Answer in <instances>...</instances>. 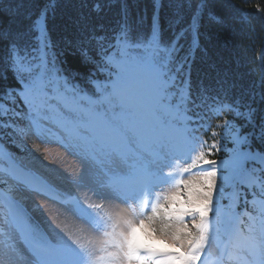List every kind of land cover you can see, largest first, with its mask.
<instances>
[{
  "label": "snow or ice",
  "instance_id": "1",
  "mask_svg": "<svg viewBox=\"0 0 264 264\" xmlns=\"http://www.w3.org/2000/svg\"><path fill=\"white\" fill-rule=\"evenodd\" d=\"M206 6L207 0H201L195 12L202 13ZM100 9L101 5L96 4L93 10L99 12ZM55 11L54 5L46 4L32 22L30 31L35 33L32 39L36 42L30 49L20 43L23 36L0 32V40L8 41L6 56L0 61V80L12 75L18 78L17 83L20 84L18 89L6 90L5 95L13 104L16 97L24 101L28 111L23 115L30 120V127L35 129L42 143L56 137L57 130L66 134L64 139L69 142L71 150L87 162L83 175L68 178L74 187L87 188L104 199L109 198V193L128 190L122 202L135 212L133 205L138 196L142 197L153 181L162 179L168 183L171 177L170 173L169 177L158 175V162L151 159L149 153L160 152L165 158L175 159L188 142L163 136L158 131L168 126L165 113L178 111L180 119L185 121V132L188 131L187 122L192 119L186 115L190 102L187 91L181 92L180 104L174 105L170 90L174 85L175 73L181 72L186 63V58L183 62L174 63L180 51L181 34L177 33L176 38L162 46L158 22L154 19L151 36L147 39L137 37L133 40L125 22L110 36L93 33L84 36L83 41L78 40L77 44L96 41L99 59L88 56L81 48L85 63L94 65V72L87 77V82L95 85L99 93L93 98L76 85L69 90L67 79L62 77L56 66L46 28L49 12ZM195 12L194 18L198 19ZM100 27L103 28V25ZM97 73L103 74L102 82L96 78ZM61 80L63 84L57 87ZM200 99L202 105H207L209 97L202 94ZM211 99L213 104L208 106L209 111L217 114L224 110L232 111L242 116L250 129L248 133L241 134L231 122H227V132L235 147L226 166H230L236 176L250 183L259 180L264 187V168L261 169V177L244 168L246 161L258 158L257 154L250 147L246 151L241 150V145H250L253 139L264 144V116L258 118L250 104L241 98L229 96L226 91L219 101L216 97ZM57 105H62L63 110H59ZM8 112L12 116L21 115L11 106ZM44 120L53 127L45 126L42 123ZM5 126L14 127L11 122ZM19 131L23 133L22 129ZM219 147L213 143L208 155ZM30 154L38 164L44 166L39 157ZM208 155L201 151L195 160L189 161L182 170L189 177H171L175 181L174 190L164 197L165 203L152 206L141 199V216L135 222L120 215L116 223H112L113 216H101L97 211L103 208V204L88 203L85 206L79 196H72L73 214L77 219L94 232H103L106 238L97 242L100 250L106 253L98 260L105 264H197L211 243L210 233H218L221 217L228 218L233 225L240 220L239 214L227 213L220 205L228 177L222 178L223 182L218 188L217 161L209 159ZM132 158L135 162L129 165L128 161ZM259 159L264 162V154ZM197 164L200 170L194 173L191 170ZM24 175L32 177L33 173L29 171ZM27 183L35 193L54 203L63 205L69 199L57 191L59 185L54 186L53 182L33 178ZM36 208L43 211L45 205L37 204ZM148 212L151 214L148 215ZM157 218L166 221V229H174L171 236L155 226ZM120 225L126 227L117 231ZM109 227L111 231H108ZM142 230L166 247L142 242L137 237ZM233 235L238 234L233 232ZM68 240H71V236H68ZM68 240L61 236L59 242H51L39 226L29 220L19 203L9 201L4 227L0 228V264H20L21 260L24 264H97L94 253L86 245L79 241L70 244ZM73 244L76 246L73 247ZM109 247L113 250L108 251ZM240 249L242 255L235 257L237 264H264V209H261L259 220L249 224L248 237ZM226 255L233 258L231 254Z\"/></svg>",
  "mask_w": 264,
  "mask_h": 264
},
{
  "label": "trees",
  "instance_id": "2",
  "mask_svg": "<svg viewBox=\"0 0 264 264\" xmlns=\"http://www.w3.org/2000/svg\"><path fill=\"white\" fill-rule=\"evenodd\" d=\"M200 2L201 0H0V32L23 36L20 43L30 49L36 42L32 39L35 33L30 31L32 22L46 4L54 5L56 11L49 12L46 28L56 66L62 77L67 79L70 89L72 85H76L90 96L97 94L96 86L87 82L89 74L94 72V65L85 63L81 48L88 56L99 59L96 41L77 44L78 40L83 41L84 36H91L93 33L110 36L125 22L133 40L137 37L147 39L151 36L154 19L158 22L162 46L180 33V51L176 54L174 63L183 62L185 58L186 63L181 72L175 73L174 85L170 89L173 93L172 102L179 105L181 92L187 91L190 98L187 114L192 117L190 122L191 136L195 137L196 143L194 147L204 149L223 141L226 146L223 155L210 157L219 164L230 161L229 152L234 147L227 132V122H231L241 134L248 133L250 129L247 121L232 111L224 110L218 114L209 111L208 106L213 104L211 98L216 97L219 101L226 91L229 96L241 98L250 104L256 110L258 118L264 116V0H207L203 12H195ZM96 4L101 5L99 12L93 10ZM194 12L198 19L194 18ZM7 47L8 41L0 40V61L6 56ZM96 78L102 82L104 76L97 73ZM17 79L9 75L0 80V192L6 190V186L1 183L2 179L10 178L15 184L20 183L27 189V181L35 178L24 175L29 170L21 165V168H11L5 159L7 154L12 156L17 152L13 142V128L5 125L9 122H26L28 119L23 115L28 111L24 101L16 97L13 104L5 95L6 90L20 87ZM62 84L63 80L57 86ZM202 94L209 97L207 105H202ZM9 106L21 115L12 116L8 112ZM241 111L244 109L241 108ZM249 147L258 158L246 161L244 168L249 173L254 172L256 177H261L264 162L259 157L264 154V144L253 139L250 145H241V150L246 151ZM225 194L223 207L231 206L233 197L236 196V213L239 216L244 215L247 209L251 211L245 213L247 217L254 215V200L264 203V187L259 180L250 183L238 178ZM247 205L249 206L246 207ZM219 225H222V229L219 228L218 240L225 230L223 216Z\"/></svg>",
  "mask_w": 264,
  "mask_h": 264
},
{
  "label": "rangeland",
  "instance_id": "3",
  "mask_svg": "<svg viewBox=\"0 0 264 264\" xmlns=\"http://www.w3.org/2000/svg\"><path fill=\"white\" fill-rule=\"evenodd\" d=\"M57 108L59 110H63V108L61 109L59 108V106H57ZM166 116H168V113H165L164 116V119L166 118V120L168 121V126L158 129L159 133L163 136H168L176 139H184L188 142L185 149L181 153H179L177 158L175 159L165 158V156L160 152L149 153L150 158L158 162V175L161 177H169V173L171 174V177H189L188 173H184L182 171L183 168L188 166L190 160H195L201 151L208 155L210 146L198 150L196 147H194L196 143L191 139V134L185 135V131H183L185 127V121L180 119V115L177 119L175 118V121L173 122L172 119ZM42 123L47 127H53V125L47 120L42 121ZM13 125V142L16 146L17 152L13 153L12 156L7 154L5 158L6 163H8L12 168L20 167L19 165H21L22 167H24V169L26 168L27 170L31 171L35 178L53 182L54 186L59 185L57 191L63 193V195L69 197V199L63 205H61L59 202L54 203L51 200L46 199L44 196L35 193L29 187L26 189L20 183L15 184V182L10 178L2 179L1 183L6 186V190L3 191V193H5L7 196L3 199H0V228L4 227L5 217L8 214L9 201L19 203L29 220L33 224L38 225L41 232L51 242H59L61 236H63L65 240H68V236H71V240H68V243L71 244L72 241H79L80 243L86 245L91 250V252L94 253L93 258L97 260V264H105L104 261H99L98 257L101 255H105L106 253L101 251L97 246L98 241L106 239L103 236V232H94L82 220L77 219L76 215L73 214L75 208L71 203V197L79 196L84 201L85 206L88 203L103 204V208L98 209L97 211L101 216H113L114 220L112 221V223H116L120 215H124L128 219H131L133 220V222H135L141 216V199L148 201L152 206H156L157 204L165 203L164 197L169 195L174 190L175 181L172 180L171 177H169L168 183H164L162 179L153 181L149 190L145 192L142 197L138 196L136 204L133 205V207L136 208V211L133 212L128 204L122 202L125 195L128 194V190H123L119 193L114 194L109 193L107 194L109 195V198L104 199L102 195L94 194L84 187L76 188L69 182V177H78L84 174L87 162L84 161L78 153L71 150L69 142L64 139V136L66 134L57 130L58 135L56 137L49 138L46 143H42L41 138L37 136L35 129L30 127L29 119H27L26 122H19ZM21 129L23 130V133L19 131ZM187 129H189L188 125ZM182 133L184 134L175 135ZM218 145L220 147L218 149L212 150L211 154L208 155L209 159H211V156L217 157V155H223L222 153L226 151V146L223 141ZM36 148H39V151H36ZM30 153L39 157V159L43 161V165L46 167L38 164L32 158V155ZM229 153L230 157H232L233 151L231 150V152ZM134 162L135 160L134 158H132L128 161V164L131 165ZM226 162L228 161H223L222 163L217 164V187L219 188L220 184L223 182V177H228L227 183H224L223 186L224 195L220 199V205L225 212L236 213V196L233 197V204H230L231 206L228 205L223 207L224 199H226L225 197L228 194H225L226 191L228 189H231L234 181H236L238 178L240 179V177L234 174L233 169L230 166H226ZM204 167L207 168L211 166ZM199 170L200 165L197 164L196 167L191 171L195 173ZM227 197L229 198V196ZM37 204L45 205L44 210L38 211L36 208ZM248 206L249 205H247L246 207ZM255 206L257 207V209H255L256 212L253 216L247 217L244 214L240 216L239 222L235 225H233L228 218L223 217L226 218L225 230L223 231L220 240H218L219 233H217V236H214V234L211 235L210 233L211 243L205 248L204 254L206 259L214 258L217 260L218 264H237L235 257L238 255H242L240 249L241 244L231 245L229 247V254H231L233 258H228L227 255L222 257L220 256V249L222 247L221 244L223 243L224 245V243L227 242V234L225 235L223 240L222 238L228 227L240 226V228H242L243 224L245 225V230L242 229V232H244L245 238L247 239L249 233V224L258 221L260 218L261 209H264L263 203L256 202ZM247 211L251 212L249 209H247ZM147 214L150 215L151 213L148 212ZM165 223L166 221L157 218L155 226L165 234L171 236L174 229H166L164 227ZM57 224L60 225L59 228L56 227ZM121 227L126 226H118L117 231H119ZM189 227H191V225H189ZM219 228L222 229V225H219L218 229ZM61 229H63L64 231L62 232ZM111 230V227H109L108 231ZM192 230L194 233L196 232L195 229ZM65 233H67V235H65ZM137 237L142 242L152 243L157 247H166V245L161 243L159 240L148 237L143 230L137 233ZM218 245L220 247H218ZM75 246L76 245L73 244V247ZM112 250L113 249L109 247L108 251ZM20 264H24V261L21 260Z\"/></svg>",
  "mask_w": 264,
  "mask_h": 264
}]
</instances>
